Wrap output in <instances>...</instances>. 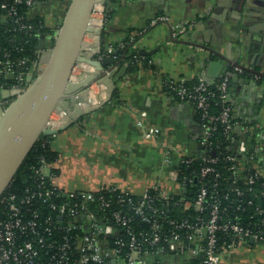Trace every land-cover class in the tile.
Returning <instances> with one entry per match:
<instances>
[{"label": "built area", "instance_id": "obj_1", "mask_svg": "<svg viewBox=\"0 0 264 264\" xmlns=\"http://www.w3.org/2000/svg\"><path fill=\"white\" fill-rule=\"evenodd\" d=\"M46 1L0 0V28L9 33L5 42L0 40V94L17 92L0 96L2 111L26 90L27 77L45 65L55 35L42 31L45 21L31 11ZM90 16L93 26L103 25L104 5ZM41 33L43 49L37 46ZM99 38L86 33L84 49L93 48ZM113 52L110 47L105 54ZM70 81H77L72 72ZM166 86L194 106L201 127L198 152L179 157L173 169L181 191L153 186L133 194L114 185L64 191L45 171L49 161L40 156L31 166L30 183L6 191L9 182L0 195V264H220L222 252L237 237L264 245V173L253 146L233 134L229 76L215 86L202 77L191 83L168 79ZM77 101L88 109L87 102ZM60 112L66 114L52 112L48 128L63 124ZM146 115L137 113L142 129ZM183 166L190 171L179 170Z\"/></svg>", "mask_w": 264, "mask_h": 264}, {"label": "crops", "instance_id": "obj_2", "mask_svg": "<svg viewBox=\"0 0 264 264\" xmlns=\"http://www.w3.org/2000/svg\"><path fill=\"white\" fill-rule=\"evenodd\" d=\"M66 1L47 0L31 13L53 33ZM111 1L94 42L97 51L85 49L86 54L113 57L135 40L127 54L141 48L151 54L116 66L109 97L104 86L90 85L96 108L84 106L83 114L73 116L75 102L83 99L70 100L66 114L58 116L63 127L50 143L56 157L45 171L53 183L64 191L114 185L133 194L153 186L179 193L182 185L171 172L179 157L198 152L201 127L194 106L172 94L166 81L202 77L215 86L224 75L229 76L233 134L253 146L264 173V76L252 72L264 74V0ZM110 47L113 54H105ZM77 65L72 74L80 80L90 71ZM139 111L147 114L145 129L136 124ZM220 264H264V245L237 237Z\"/></svg>", "mask_w": 264, "mask_h": 264}, {"label": "water", "instance_id": "obj_3", "mask_svg": "<svg viewBox=\"0 0 264 264\" xmlns=\"http://www.w3.org/2000/svg\"><path fill=\"white\" fill-rule=\"evenodd\" d=\"M104 5L105 14L112 5L111 0H69L65 7L62 19L54 30L55 35L51 49L46 58L45 65L40 73L34 77L28 76L29 85L26 90L19 93L10 105L2 111L0 108V195L7 187L23 160L31 150L32 146L41 134H54L58 128L47 127L49 117L54 111L67 110L71 99L75 101L82 97L87 102L90 111L98 104H88L90 101V85L97 84L104 86L109 97L112 90V78L114 69L118 64L132 63L128 58L131 53L127 51L137 40L129 46L115 51L113 57L104 56L99 59H92L86 54L83 45V37L91 32L100 37L103 25L93 26L95 21L91 18V12L97 5ZM45 33L39 35L38 47H46ZM98 43V41H97ZM96 52L95 46L91 48ZM144 48L137 49L132 56L139 60L140 55H150ZM86 62L91 65L93 72H89L82 79L70 81L71 72L75 64ZM238 65L237 63H234ZM104 66L107 68L104 69ZM253 73L264 76L260 72L252 70ZM13 78L12 74L8 76ZM17 92L4 90L0 96L15 95ZM73 116L83 114L78 101L75 102Z\"/></svg>", "mask_w": 264, "mask_h": 264}, {"label": "trees", "instance_id": "obj_4", "mask_svg": "<svg viewBox=\"0 0 264 264\" xmlns=\"http://www.w3.org/2000/svg\"><path fill=\"white\" fill-rule=\"evenodd\" d=\"M67 2H68V0L66 1L65 7L67 5ZM65 7H64V11H65ZM42 31H48V28L45 27V28H43ZM8 34H9L8 31L2 30L0 28V40L2 42L6 41ZM121 51L122 50H120V52ZM129 58H132V60H133L132 62L136 61V59L132 56V54L130 55ZM53 136H54L53 134H41L38 137V139L36 140V142L32 146L31 150L29 151V153L27 154V156L23 160L21 166L19 167V169L16 171L15 175L11 179L10 185L6 189V191L7 190H14L16 188L20 189V188H23L28 183H30L31 166L36 165V161H37L38 157L44 156L46 158V160L49 162L56 157V154L53 153V151L50 148V143H51V140L53 139ZM196 165L197 164H195V166ZM179 170H181L184 173H188L190 171V168L183 166ZM227 240H230V238L227 237Z\"/></svg>", "mask_w": 264, "mask_h": 264}, {"label": "bare ground", "instance_id": "obj_5", "mask_svg": "<svg viewBox=\"0 0 264 264\" xmlns=\"http://www.w3.org/2000/svg\"><path fill=\"white\" fill-rule=\"evenodd\" d=\"M82 65H84L85 66V70H88V71H93V68L91 67V65H87L86 64V62H83V63H81ZM92 101H94V98H93V100ZM60 113H62V112H60ZM62 115H64L63 113H62ZM63 119H65L64 117H63Z\"/></svg>", "mask_w": 264, "mask_h": 264}, {"label": "rangeland", "instance_id": "obj_6", "mask_svg": "<svg viewBox=\"0 0 264 264\" xmlns=\"http://www.w3.org/2000/svg\"><path fill=\"white\" fill-rule=\"evenodd\" d=\"M43 61H45V60H43ZM43 61H42V62H43ZM43 63H45V62H43ZM76 66H79V65H76ZM75 69H76V68H75ZM77 69H78V67H77ZM77 69H76V71H78ZM76 71H75V72H76ZM171 176H172V177H173V176H177V174H176L175 172L172 171V172H171Z\"/></svg>", "mask_w": 264, "mask_h": 264}]
</instances>
